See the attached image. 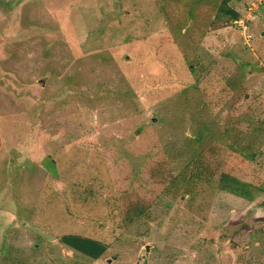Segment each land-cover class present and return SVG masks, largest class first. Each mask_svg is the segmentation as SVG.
Here are the masks:
<instances>
[{
	"label": "rangeland",
	"instance_id": "rangeland-1",
	"mask_svg": "<svg viewBox=\"0 0 264 264\" xmlns=\"http://www.w3.org/2000/svg\"><path fill=\"white\" fill-rule=\"evenodd\" d=\"M227 170L264 180V0H0V264H264Z\"/></svg>",
	"mask_w": 264,
	"mask_h": 264
},
{
	"label": "trees",
	"instance_id": "trees-1",
	"mask_svg": "<svg viewBox=\"0 0 264 264\" xmlns=\"http://www.w3.org/2000/svg\"><path fill=\"white\" fill-rule=\"evenodd\" d=\"M218 11L219 14H221V12L224 14H230L233 17L232 19L238 17V15L232 10L228 7L226 8L224 4ZM250 156L251 158L255 157L254 153H251ZM186 166L192 170L189 180L191 185H194L197 181H202L204 178L206 183L207 181H210L212 172H210L209 167H206L201 162L200 152H196L195 155H192L191 159L187 160ZM217 188L220 191L229 193L233 196L253 201L257 195L264 193V180H256L255 183L242 182L236 177L233 170H227L220 174L217 181ZM187 192H192V189L189 188ZM58 242L61 247L76 252L91 261L100 259L107 251V246L102 242L84 236L73 234L63 235L59 237Z\"/></svg>",
	"mask_w": 264,
	"mask_h": 264
}]
</instances>
